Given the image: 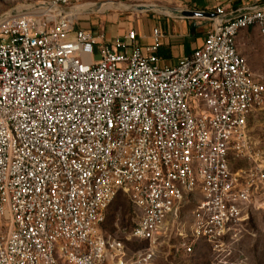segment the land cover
Here are the masks:
<instances>
[{"label": "built area", "instance_id": "2783aa9c", "mask_svg": "<svg viewBox=\"0 0 264 264\" xmlns=\"http://www.w3.org/2000/svg\"><path fill=\"white\" fill-rule=\"evenodd\" d=\"M123 1L0 16V264H156L172 237L229 256L264 211V71L236 42L255 30L264 48V6L217 7L202 45L161 66L159 27L142 46L81 26ZM119 193L124 236L103 227Z\"/></svg>", "mask_w": 264, "mask_h": 264}, {"label": "crops", "instance_id": "0c3cea01", "mask_svg": "<svg viewBox=\"0 0 264 264\" xmlns=\"http://www.w3.org/2000/svg\"><path fill=\"white\" fill-rule=\"evenodd\" d=\"M122 4L108 11L96 12L106 15L108 27L101 21L91 23V15L88 19L86 17L81 26L92 29L103 26L108 39L134 29L142 46L152 43V29L159 27L165 35L157 53L159 63L161 66H173L182 57L191 54L195 48L202 45L206 32L217 17V7L230 12L237 7L264 6V0H162L161 3L155 0H125ZM131 5L133 6L130 7ZM140 5L147 7L139 9ZM134 11L146 13L138 17L134 15ZM121 12L128 14L121 16ZM255 33L257 31L248 30L244 31V38H240V34L237 37V48L246 57L253 55L257 46L263 48L259 35L260 41L257 43ZM249 63L251 65L250 61Z\"/></svg>", "mask_w": 264, "mask_h": 264}, {"label": "rangeland", "instance_id": "374dc122", "mask_svg": "<svg viewBox=\"0 0 264 264\" xmlns=\"http://www.w3.org/2000/svg\"><path fill=\"white\" fill-rule=\"evenodd\" d=\"M36 1L38 0H0V16L13 12L22 5L33 4ZM155 1L161 3L162 0ZM121 13V16L128 14L127 12ZM143 13L146 12L134 11V15H138V17H142ZM106 20L105 14L96 13L91 15L90 22L94 24L96 21H101L106 23L105 26L108 27L109 22ZM239 37L244 38V31H241ZM255 39L257 43L260 41L257 33H255ZM252 54L247 55V59L251 62L253 70L256 73L263 72L264 49L257 46ZM108 215L107 228L111 229V232L124 236L130 230L131 206L127 199L122 196L119 197L109 208ZM176 247L177 242L173 237L161 243L158 247L159 256L156 264H264V211L256 212L247 222L243 235L229 256H217L203 246L191 254L182 251L177 252Z\"/></svg>", "mask_w": 264, "mask_h": 264}, {"label": "trees", "instance_id": "16d2710c", "mask_svg": "<svg viewBox=\"0 0 264 264\" xmlns=\"http://www.w3.org/2000/svg\"><path fill=\"white\" fill-rule=\"evenodd\" d=\"M124 197L125 199H127V201H128V203H129V205L131 206V215H130V217L132 218V205H131V203H130V200H129V198L126 196V195H124V194H122V193H119L116 197H115V199L113 200V202L111 203V205L119 198V197ZM111 205L109 206V208L111 207ZM109 208H108V210H107V214H106V220H105V223H104V225H103V227L106 229V230H108V231H111V229H108L107 228V225H108V219H109V215H108V212H109ZM131 221H129V227L131 228ZM129 228V229H130ZM201 246H203V247H206L205 246V243L203 242V241H200V242H198L197 243V245L195 246V250H194V252L196 251V249H199ZM211 251V250H210ZM212 252V251H211Z\"/></svg>", "mask_w": 264, "mask_h": 264}, {"label": "bare ground", "instance_id": "6f19581e", "mask_svg": "<svg viewBox=\"0 0 264 264\" xmlns=\"http://www.w3.org/2000/svg\"><path fill=\"white\" fill-rule=\"evenodd\" d=\"M106 6V5H105ZM105 6H94V5H87L86 7H85V9H87V10H92V11H98V10H101V9H103ZM140 9L141 8H143V9H145L146 7H147V5H140V6H138ZM145 7V8H144ZM151 7V6H150ZM25 8V6L24 5H22V6H20V7H18L17 9H16V11H19L20 9H24ZM149 8V7H148ZM156 8V7H155Z\"/></svg>", "mask_w": 264, "mask_h": 264}]
</instances>
